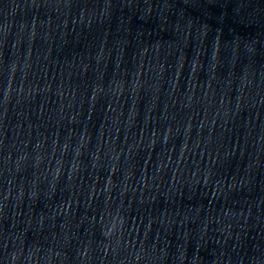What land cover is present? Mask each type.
<instances>
[{
    "label": "water",
    "instance_id": "95a60500",
    "mask_svg": "<svg viewBox=\"0 0 264 264\" xmlns=\"http://www.w3.org/2000/svg\"><path fill=\"white\" fill-rule=\"evenodd\" d=\"M0 264H264V0H0Z\"/></svg>",
    "mask_w": 264,
    "mask_h": 264
}]
</instances>
